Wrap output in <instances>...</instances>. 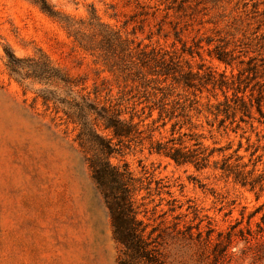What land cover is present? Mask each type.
<instances>
[{"label": "rangeland", "instance_id": "1", "mask_svg": "<svg viewBox=\"0 0 264 264\" xmlns=\"http://www.w3.org/2000/svg\"><path fill=\"white\" fill-rule=\"evenodd\" d=\"M48 1L61 14L86 25L95 10L102 23L133 46L142 43L147 50L182 56L196 73L213 71L218 79L224 75L237 81L251 62L264 72V0ZM86 25L83 30L92 32ZM219 46L234 53L232 66L215 57ZM7 51L18 59L44 53L76 82V92L106 105L117 103L123 94L127 99L137 94L134 76L128 75L133 58L126 57L127 71L122 66L112 69L80 49L62 22L29 0H0V264H119L120 247L87 163L91 153L78 139L80 127L57 104L43 101L40 93L47 89L45 82L30 78L20 84L11 75ZM257 82L263 78L251 82L247 98ZM207 88L201 94L203 103L224 100V92L233 95V90H213L211 84ZM56 93L69 97L61 90ZM257 95L256 89L254 103ZM135 101L126 106L132 108ZM146 106H137L141 118L135 117L136 123L146 119L149 110L142 114ZM150 123L146 120L141 129L148 130ZM96 125L99 133L111 136L100 121ZM255 127L244 136L242 131L215 133L209 139L206 133L207 143H231L226 155L242 144L239 154L248 169L257 161L256 174H262L264 124L256 121ZM169 130L168 126L156 132L155 139L169 137ZM149 146L147 140L143 145L133 143L111 160L126 164L138 180L135 196L140 217L148 232L159 237L165 259L170 264H213V245L234 231L238 237L230 250L237 252L238 260L245 248L240 231L257 230L264 193L257 199L249 188L223 178L219 171L177 166L151 154ZM250 263L251 259H239L237 264Z\"/></svg>", "mask_w": 264, "mask_h": 264}, {"label": "trees", "instance_id": "2", "mask_svg": "<svg viewBox=\"0 0 264 264\" xmlns=\"http://www.w3.org/2000/svg\"><path fill=\"white\" fill-rule=\"evenodd\" d=\"M29 1L45 14L62 22L80 49L101 58L110 68L122 66L120 69L127 71L126 57L133 58L128 75L134 76L137 94L130 99L123 94L117 103L106 105L76 92V82L55 67L44 53L39 52L36 58L18 59L14 53L6 52L11 75L20 84L30 78L45 82L47 89L40 93L43 101L57 104L67 119L80 127L78 139L81 146L91 153L87 163L107 208L113 238L120 247L119 264H170L164 257L159 237L153 236V231L148 232V224L140 217L135 196L138 180L126 164L115 165L111 160L113 155L120 154L133 143L143 145L147 140L151 154L162 156L177 166H193L198 171H219L223 178L233 179L234 183L249 188L257 199L261 197L264 193V173L256 174L257 161L253 162V169H248L249 164L239 154L242 144L233 154L226 155L232 148L231 143L219 146L215 141L211 146L207 143L206 135L214 139L215 133L228 135L230 132L238 134L242 131L244 136L248 129L256 130V121L264 124V72L261 74L258 65L249 63L237 81H229L224 75L218 79L213 71L203 75L194 72L182 56L163 49L147 50L148 47H142V43L133 46L134 43L124 40L118 32L102 23L95 10L90 12L86 25L61 14L48 0ZM84 25L92 32L83 30ZM189 53L193 56L192 51ZM215 57L230 66L236 60L233 52L221 46L216 48ZM203 68L204 65H201L199 69ZM261 78L263 82H257L247 98L246 91L251 82ZM210 84L213 90H233V95L230 97L224 92V100L203 103L201 94ZM54 85L55 90H50ZM256 89L258 95L254 103L252 98ZM59 90L69 97L59 96L56 93ZM133 99L137 101L132 104V108L127 107L126 104ZM142 104H147L142 108V114L146 113V109L149 112L146 119L136 123L135 117L141 118L137 106ZM155 111L158 113L157 118H154ZM127 113L129 118H125ZM148 119H151L148 130L141 129L142 123ZM97 121L102 123L105 131L110 132V137L99 133ZM168 126L169 137L156 140L155 133ZM145 132L149 134L144 136ZM247 141L250 142V138ZM235 237L238 235L232 231L225 240H217L211 254L213 264H237L239 259H251L250 264H264V213L261 222L257 223L256 231L251 228L247 232L240 231L245 248L241 250L238 260H235L237 252L230 250ZM208 241H211V236Z\"/></svg>", "mask_w": 264, "mask_h": 264}]
</instances>
